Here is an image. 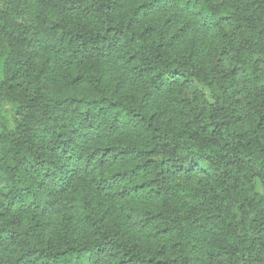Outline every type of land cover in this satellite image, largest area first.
<instances>
[{
	"label": "trees",
	"instance_id": "16d2710c",
	"mask_svg": "<svg viewBox=\"0 0 264 264\" xmlns=\"http://www.w3.org/2000/svg\"><path fill=\"white\" fill-rule=\"evenodd\" d=\"M0 264H264V0H0Z\"/></svg>",
	"mask_w": 264,
	"mask_h": 264
},
{
	"label": "rangeland",
	"instance_id": "374dc122",
	"mask_svg": "<svg viewBox=\"0 0 264 264\" xmlns=\"http://www.w3.org/2000/svg\"><path fill=\"white\" fill-rule=\"evenodd\" d=\"M208 96H209V94H208ZM5 107H7V109L9 108V106L8 105H4Z\"/></svg>",
	"mask_w": 264,
	"mask_h": 264
}]
</instances>
